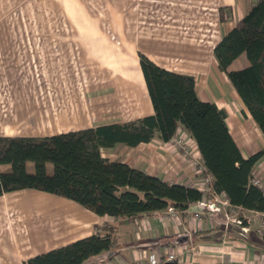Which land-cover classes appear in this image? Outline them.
<instances>
[{
	"label": "crops",
	"instance_id": "obj_1",
	"mask_svg": "<svg viewBox=\"0 0 264 264\" xmlns=\"http://www.w3.org/2000/svg\"><path fill=\"white\" fill-rule=\"evenodd\" d=\"M256 1L48 0L47 3L133 6V20L219 22L214 49L222 36ZM137 7L139 11L135 12ZM160 41L155 40L156 51H150L148 56L167 69L195 77L199 96L203 100L214 101L227 112L230 132L245 157L263 149V133L226 73L220 70L215 56L206 58L205 47L196 44L190 55L177 56L171 61L162 54L165 47ZM140 53L134 57L124 52L122 56V69L119 77H116V85L127 100L122 114L111 119L102 107L103 99H98L94 102V105L98 102L94 108L90 104L88 112L76 114L70 124L51 134L127 122L153 114L154 107L140 65ZM234 65L235 62L231 68ZM92 100L88 104L93 103ZM180 130L186 131L183 127ZM186 133L190 137L193 157L203 165L197 143ZM102 154L110 160L126 162L164 180L200 189L202 176L196 172L191 158L186 157L171 141L166 142L159 136L137 146L119 143L103 148ZM253 174L261 180L264 189V156L255 165ZM236 208L248 219L247 232H242L233 222L226 224L224 212L211 213L197 203L180 212L176 219L161 218V211L137 218H115L98 215L75 201L51 193L35 189L12 191L0 197V264H24L34 255L97 231H112L116 247L84 264H147L151 252H157L162 260H168L165 257L172 252L179 257V264H264V214L240 206ZM196 212L201 217H196ZM111 251L115 254L107 259L102 258Z\"/></svg>",
	"mask_w": 264,
	"mask_h": 264
},
{
	"label": "trees",
	"instance_id": "obj_2",
	"mask_svg": "<svg viewBox=\"0 0 264 264\" xmlns=\"http://www.w3.org/2000/svg\"><path fill=\"white\" fill-rule=\"evenodd\" d=\"M242 54L249 64L232 69ZM214 56L264 135V0H257L222 36ZM140 65L153 114L50 135H0V197L35 189L115 218H137L167 208L186 211L202 201L201 189L164 180L102 154L103 148L119 143L137 146L156 136L168 142L183 127L201 153L202 178L212 176L214 190L224 192L231 205L264 214V189L253 182L254 167L264 156V148L243 155L230 132L227 112L199 96L193 75L167 69L145 53H140ZM29 162L33 171L28 170ZM115 247L112 231H97L34 255L24 264H84ZM159 264H179V260Z\"/></svg>",
	"mask_w": 264,
	"mask_h": 264
},
{
	"label": "rangeland",
	"instance_id": "obj_3",
	"mask_svg": "<svg viewBox=\"0 0 264 264\" xmlns=\"http://www.w3.org/2000/svg\"><path fill=\"white\" fill-rule=\"evenodd\" d=\"M47 1L0 0L2 135L54 133L98 99L116 118L127 106L116 85L122 56L148 55L156 51L155 40L162 41L161 52L171 61L190 55L196 44L205 47L206 58L214 57L219 22L133 20V6ZM248 64L243 54L232 68Z\"/></svg>",
	"mask_w": 264,
	"mask_h": 264
},
{
	"label": "built area",
	"instance_id": "obj_4",
	"mask_svg": "<svg viewBox=\"0 0 264 264\" xmlns=\"http://www.w3.org/2000/svg\"><path fill=\"white\" fill-rule=\"evenodd\" d=\"M170 141L179 149H181L186 157L191 158V162L195 166L197 173L201 174L205 170L204 165L199 164L198 160L193 157L190 137L187 135L186 131L179 130V132ZM253 182L261 186V180L255 176L253 177ZM199 185L200 189L204 192V198L197 204H199L203 210L211 213L214 211H222L224 212L227 219L226 224L229 225V223L232 221L241 228L242 232H247L249 230L248 219L240 214L236 206L231 205L224 192L217 193L214 190L212 185V176L207 175L203 177ZM161 213V218L171 217L176 219L178 218L180 211L173 208H167L166 210L161 211ZM194 215L196 217H201L200 213L198 212H196ZM244 221H247V224H245ZM263 228L264 224L262 230ZM165 259L179 260V257L176 254L170 252L166 255ZM161 261V256L158 255L157 252H151L148 256L147 264H159Z\"/></svg>",
	"mask_w": 264,
	"mask_h": 264
},
{
	"label": "water",
	"instance_id": "obj_5",
	"mask_svg": "<svg viewBox=\"0 0 264 264\" xmlns=\"http://www.w3.org/2000/svg\"><path fill=\"white\" fill-rule=\"evenodd\" d=\"M114 254H115V252L114 251H111V252L107 253L106 255L102 256V258L103 259H107V258L111 257Z\"/></svg>",
	"mask_w": 264,
	"mask_h": 264
}]
</instances>
